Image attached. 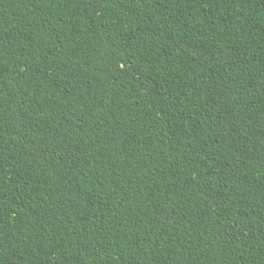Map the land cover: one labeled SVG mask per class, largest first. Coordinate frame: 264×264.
<instances>
[{"label": "trees", "instance_id": "1", "mask_svg": "<svg viewBox=\"0 0 264 264\" xmlns=\"http://www.w3.org/2000/svg\"><path fill=\"white\" fill-rule=\"evenodd\" d=\"M0 264H264V0H0Z\"/></svg>", "mask_w": 264, "mask_h": 264}]
</instances>
